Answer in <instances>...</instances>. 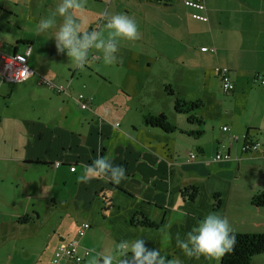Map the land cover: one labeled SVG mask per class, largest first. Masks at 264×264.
<instances>
[{"label":"crops","instance_id":"0c3cea01","mask_svg":"<svg viewBox=\"0 0 264 264\" xmlns=\"http://www.w3.org/2000/svg\"><path fill=\"white\" fill-rule=\"evenodd\" d=\"M137 1L144 14L150 8L164 16L158 20L167 25L172 43L186 44L176 58L157 45L141 47V57L146 62L151 59L156 63L162 56L181 61L186 71L198 70L203 86L208 82V73L219 81L215 68L228 70L233 85L232 92L225 93L232 106L226 115L228 121L220 127L217 137L202 142L187 138L193 137L192 132L204 133L201 128H178L184 133L165 134L146 126L145 116L118 128L99 111L101 101L97 99L81 110L75 101L77 93L70 85L66 94L58 95L61 100L57 104L47 102L40 89L49 100L50 92H54L42 86L39 77L54 74L56 84H71L73 76L68 80L55 74L51 64L44 58L40 60L29 44L27 65L33 75L21 85L34 88L23 90L22 95L30 112L37 108L39 115L36 120L20 114L0 115V245L17 237L33 236L19 231L47 217V207L56 215V224L67 228L50 235L56 239L54 249L59 242L70 240L80 224L90 225L80 245L93 253L91 260L83 264H94L105 254L113 255V263L120 264L131 256L121 242L130 244L136 238H143L148 249L159 248L169 264L177 259L181 264H217L218 258H185L175 245L176 235L190 230L208 212L226 217L233 232L249 233L250 200L264 191V158L259 154L244 157L241 147L244 139L264 145V0H202L208 21L193 22V29L180 2L173 6L153 0ZM24 49L14 47L5 53L0 43V52L5 55L20 54ZM4 85L7 83H0V97L9 102L13 91ZM45 103H49L46 108ZM223 127L227 131H222ZM233 136L238 140L234 141ZM183 139L189 146L180 150ZM194 152V159H189ZM217 153L227 154L229 159L213 162ZM98 155L123 166L126 178L119 184L106 177H93L87 183L78 181L84 166ZM55 162L60 165L55 167ZM22 217L29 220L21 222ZM144 218L156 227L139 225Z\"/></svg>","mask_w":264,"mask_h":264},{"label":"rangeland","instance_id":"374dc122","mask_svg":"<svg viewBox=\"0 0 264 264\" xmlns=\"http://www.w3.org/2000/svg\"><path fill=\"white\" fill-rule=\"evenodd\" d=\"M58 2L59 0H0V43H2L3 51L7 53L14 47L23 49L32 44L40 60L44 58V61H48L55 74L68 80L73 76L69 85L77 95L82 94L85 98L93 99L94 102L95 99L101 101L99 111L107 119L112 120L118 128H124L131 122H139L142 116H157L162 112L167 121L176 128L204 130V133L201 132L198 137H187L188 139L199 138L202 142H208L218 136L220 127L228 121L226 115L232 108L229 97H226L229 93L225 94L222 91L220 80L213 79L211 73H208L210 75L208 82H204L203 86L198 70L186 71V68L180 65L181 61H172L168 56H162L160 61L153 63L151 59L146 62L145 58L141 57V47L148 49L151 45H157V48L160 46L162 52L167 53L169 57L176 58L183 51L182 45L186 46L180 41L174 40L175 43H172L173 39L166 33L167 25L159 23L158 20L164 16L157 15L150 8L144 14L137 0H85L84 11L73 13L77 18H83L82 30H96L107 36L108 30L104 28L105 21L113 14L123 13L136 22L139 38L118 39L119 60L116 63L106 64L99 50L93 48L89 50L87 63L83 67H76L64 53L57 52L50 32L38 34L35 31L39 20L48 16ZM109 2L110 6H108ZM179 2L183 5L182 0H174L172 4L176 6ZM104 6L106 11L102 12ZM149 7L153 5L150 4ZM183 8L187 13L186 18L190 28H195L193 22L196 21L190 17L191 10L185 6ZM103 13L107 14L105 18L102 16ZM102 18H104L103 22H101ZM60 20L61 18H56L57 24ZM191 60L196 58L191 56ZM201 65L205 66V64ZM4 87L13 91V96L8 99L9 102L0 97V115L13 117L20 114L28 120H36L39 110L36 108L30 112L22 95L23 90L34 87L26 88L27 86L21 83H7ZM40 91L47 102L57 104L58 100H61L56 93L53 94L50 91L52 100H49L48 95L42 89ZM170 91H172L171 95ZM175 98L188 103L200 102L198 107L188 114H182L175 109L173 112L172 104ZM48 105L49 103L43 104L45 108ZM189 115L200 122H188ZM236 117L240 120L237 114ZM179 145L180 150L189 146L185 139L180 141ZM18 170L19 168L16 169L15 176H18ZM234 174L235 172L233 177H235ZM250 208L249 233H264V209H255L252 206ZM40 212L42 214L41 210ZM45 215L47 217L44 216L40 222H30L19 231L25 234L33 233V236L28 239L17 237L12 242L0 245V264H46L52 259L53 244L56 239L50 238V235L65 232L67 228L56 224V215L49 207L46 208ZM237 217L241 218L239 214ZM244 229L247 230V226ZM92 253L90 250V256ZM90 256L87 261L91 260ZM219 262L220 258L217 264ZM94 264H97V261ZM251 264H264V255L256 256Z\"/></svg>","mask_w":264,"mask_h":264},{"label":"clouds","instance_id":"9594fccd","mask_svg":"<svg viewBox=\"0 0 264 264\" xmlns=\"http://www.w3.org/2000/svg\"><path fill=\"white\" fill-rule=\"evenodd\" d=\"M84 9L85 0H59L54 10L39 20L35 31L38 34L50 32L57 52L64 53L76 67H83L87 63L89 50L93 48L99 50L106 64L118 62V39H138L136 22L126 14H113L104 23V28L108 30L107 36H104L96 30L81 29L83 18H77L73 13H82ZM57 17L61 18L59 24ZM93 177H106L113 184H119L126 178L123 166L99 155L84 166L77 179L87 183ZM236 242L228 219L218 212H208L190 230L175 237L176 247L188 259L223 257L232 252ZM121 247L128 248L131 256L120 264H169L159 248L145 247L143 238H136L130 244L121 242ZM97 264H113V255L99 256ZM172 264H181V261L177 259Z\"/></svg>","mask_w":264,"mask_h":264},{"label":"built area","instance_id":"2783aa9c","mask_svg":"<svg viewBox=\"0 0 264 264\" xmlns=\"http://www.w3.org/2000/svg\"><path fill=\"white\" fill-rule=\"evenodd\" d=\"M183 5L190 9L191 19L197 22L206 23L208 17L205 14V6L202 0H182ZM201 51H206V48H201ZM31 54V46L28 45L23 53H14L12 55H5L0 52V83H12L19 84L27 80L33 75V71L28 67L27 60ZM215 73L219 77L221 83V89L224 93L232 92L233 85L228 76V70L226 68H215ZM56 76L51 74L49 76H40L39 83L49 89H51L57 95L66 94L69 88V84H56ZM264 82H262L263 84ZM91 98H85L82 94H78L75 97V101L81 110H86L92 103ZM222 131H227V127H223ZM233 140H238V137L233 136ZM241 153L244 157H253L259 154L264 158V145L257 141H249L244 139L241 147ZM195 154L191 153L189 159H194ZM229 156L227 154L217 153L212 157L213 162L227 161ZM55 167L60 165V162H55ZM74 168L71 167L70 171ZM90 229V225L87 223L80 224L77 235L83 236L84 233ZM78 244L75 241L59 242L53 252L51 262L49 264H83V260L88 256L89 252L84 251L79 254L77 251Z\"/></svg>","mask_w":264,"mask_h":264},{"label":"trees","instance_id":"16d2710c","mask_svg":"<svg viewBox=\"0 0 264 264\" xmlns=\"http://www.w3.org/2000/svg\"><path fill=\"white\" fill-rule=\"evenodd\" d=\"M153 1L156 3H163L167 5V4H171L174 0H153ZM166 87L168 88V86ZM169 94L171 95L172 91H170ZM198 105L199 102L188 103L185 101H181L178 98L174 99V109L178 113L188 114L192 109L198 107ZM187 121L198 122V123L200 122V120L190 115L187 117ZM144 124L148 127L157 128L165 134L174 133L177 131L180 133H184L178 128H176L175 125L169 123L164 114H159L157 116H150V115L145 116ZM200 134L201 132L190 133V135L193 137L199 136ZM250 204L255 209H260V208L264 209V191L254 194L250 200ZM28 220H29L28 217H22L20 219L21 222H25ZM138 224L148 228L156 227V225L153 222L149 221L146 218L139 221ZM79 226L76 229V234L66 242H70V241L77 242L78 244L77 251L79 254H82L84 251L89 252L88 256L83 260V263H85L88 257L90 256V250L82 247L80 245V240L83 238V236L87 231L84 233L83 236L79 237L77 235V230ZM235 235L237 241L236 245L234 246L232 252L226 253L223 257H220L219 264H251L256 256L264 254V233H235Z\"/></svg>","mask_w":264,"mask_h":264}]
</instances>
